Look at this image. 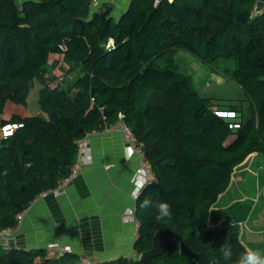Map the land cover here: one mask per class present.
I'll return each instance as SVG.
<instances>
[{"label":"trees","instance_id":"trees-1","mask_svg":"<svg viewBox=\"0 0 264 264\" xmlns=\"http://www.w3.org/2000/svg\"><path fill=\"white\" fill-rule=\"evenodd\" d=\"M257 2L130 0L116 18L111 6L93 10L92 0H0V229L69 176L79 139L123 121L143 143L154 174L135 199L138 256L92 264H192L173 247L140 259L159 229L199 253L195 264H237L247 248L243 216L233 207L222 216L215 204L236 166L253 152L264 154V10ZM177 49L211 65L234 58L232 78L246 98L202 95L192 75L179 71ZM53 53L78 68L66 86L46 77L57 65ZM36 80L41 112L29 115ZM15 123L23 126L5 135L3 126ZM146 196L167 202L171 217L157 221L155 206L142 210ZM222 245L231 248L230 260ZM0 264L84 263L72 251L49 258L46 247L0 244Z\"/></svg>","mask_w":264,"mask_h":264},{"label":"crops","instance_id":"crops-1","mask_svg":"<svg viewBox=\"0 0 264 264\" xmlns=\"http://www.w3.org/2000/svg\"><path fill=\"white\" fill-rule=\"evenodd\" d=\"M129 2L98 0L93 10L111 6L112 15L117 18L126 10ZM257 8L264 10V0H258ZM54 60H58L57 65L46 74L51 83H63L64 79L68 82L67 78L71 80L77 74L78 68L70 69L62 56L50 54L51 65ZM241 97L246 98V93ZM34 100L37 103L38 95ZM36 106L37 112L29 115L41 112L38 104ZM87 137L91 162L83 166L79 175L60 194L49 193L45 197H37L29 205L15 235L10 238V247L39 249L58 242L70 245L72 252L81 257L98 261L138 256L134 244L139 235V221L137 218L126 221L123 216L126 209L136 204L132 189L139 158L129 152L118 124L106 125L103 130L91 132ZM233 181L244 186L248 182L264 194V154L253 152L237 165L229 188L220 198L232 192ZM237 202L242 201L230 197L221 208H234ZM251 209L256 210V206H251ZM240 213L243 216L240 221L242 242L247 248L264 255V219L258 217L248 225L246 233L243 228L247 218L245 212Z\"/></svg>","mask_w":264,"mask_h":264},{"label":"rangeland","instance_id":"rangeland-1","mask_svg":"<svg viewBox=\"0 0 264 264\" xmlns=\"http://www.w3.org/2000/svg\"><path fill=\"white\" fill-rule=\"evenodd\" d=\"M16 1L18 3H21L23 0H16ZM173 56L178 64L179 71L192 75L194 84L196 88L201 92L202 95L208 96L207 94H211V96L214 98L220 97V98H227V99L232 98L233 99V98H242L241 97L242 94L245 93V91L232 78V73L236 68V62L234 58H220L216 63L211 65L201 60L198 56H196L195 54L185 49H177L174 52ZM158 62L160 64H164L165 60L164 58H159ZM61 78H64V77H61ZM67 79H69L68 82H71L73 77L71 80L70 78H67ZM68 82L63 81L62 84L66 86ZM40 86H41L40 81L36 80L34 83V86L31 88L30 95L28 97L29 104L25 107V110H24L27 113L37 112L36 105L38 104V102L35 103L36 100H34V98L37 97ZM14 107L18 108L20 106L15 105ZM13 110L14 108H12L10 111H13ZM8 113L10 112L7 111V114ZM10 125H13V124H10ZM131 155H136V154L133 153ZM242 184L236 181H233L232 182V186H233L232 192L230 191L229 194H224L221 198L219 197V199L217 200L215 204L216 205L215 207L216 208H218L217 206L222 207L223 205H225L226 201H228V198L230 197L237 198L238 201H242V202H237V204L235 205L233 209L236 210L237 212H245V216L247 219H246V223L244 224L243 230L247 233L248 225H250L252 222H255L258 217H261L264 219V194H262V191L255 189L254 186L251 187V185L248 182L244 183L246 184V186ZM252 184L255 185L254 182H252ZM240 188L241 190L239 191ZM253 198L255 200H253L252 202ZM251 206L252 207L256 206V210L251 209ZM220 210H225V209L220 208L219 211ZM226 213L233 214V210L220 211V215L222 216H225ZM247 221L250 223H248ZM240 230H241V236H242V225H240ZM9 240L11 241V239Z\"/></svg>","mask_w":264,"mask_h":264},{"label":"built area","instance_id":"built-area-1","mask_svg":"<svg viewBox=\"0 0 264 264\" xmlns=\"http://www.w3.org/2000/svg\"><path fill=\"white\" fill-rule=\"evenodd\" d=\"M158 1L159 0H156V2ZM92 2H93V5L95 6L97 5L98 0H92ZM116 124L120 126V128L122 129L124 133L126 145L128 146L129 152L131 154L133 153L136 154L139 158V166L137 167L133 175L132 195L136 199L137 196L133 194L135 185L138 182H144V181L147 182L146 183L147 185L148 182L154 178V174L151 170V163L149 162L143 150V143L138 142V140L132 133L131 128L126 123H124L123 121H119ZM20 126H23V123H19V124L17 123L13 125L7 124L3 126V132L5 135H9L12 133V131L15 128L20 127ZM77 143H78V151H79L78 159L76 163L72 166L71 173L69 174V176H66L65 178L61 179L58 182V185L56 187L40 192L37 197H45L49 194V192L55 195L60 194L79 175L83 166H85L88 162H91V149L89 146L88 137L79 139ZM129 209H134V213L129 212L128 211ZM26 210L27 209H25L24 211L16 215L17 223L15 225L0 229V244L1 245L8 247V248L10 247L9 239L13 237L14 234L16 233L19 225L23 221ZM135 210H136V205L134 207H129L128 209H126L124 216H123L124 219L127 221V220H132L136 218ZM71 251L72 249L70 245H65V244H61L58 242H52L46 246V255L49 258H53V257L59 258V257L64 256L67 252H71ZM81 260L84 264H92L96 262L95 259L88 258V257H81Z\"/></svg>","mask_w":264,"mask_h":264},{"label":"clouds","instance_id":"clouds-1","mask_svg":"<svg viewBox=\"0 0 264 264\" xmlns=\"http://www.w3.org/2000/svg\"><path fill=\"white\" fill-rule=\"evenodd\" d=\"M146 181L144 182H138L135 185L133 194L139 197V195L142 193L143 189L146 186ZM153 206L157 209V215L156 220H163L164 218H170L172 215L171 206L167 202H153L152 198L150 196H146L142 201H140L139 207L142 210H148L151 209ZM129 212L134 213V209H129ZM221 254L225 260H230L232 257V251L231 248L227 245L221 246ZM237 264H264V255L260 253L258 250H254L251 248H246L245 252L241 255L239 260L237 261Z\"/></svg>","mask_w":264,"mask_h":264},{"label":"water","instance_id":"water-1","mask_svg":"<svg viewBox=\"0 0 264 264\" xmlns=\"http://www.w3.org/2000/svg\"><path fill=\"white\" fill-rule=\"evenodd\" d=\"M105 113V112H104ZM122 115L125 113L122 112ZM173 247L186 255L192 264L199 258V253L194 252L186 243L178 242L175 239L168 238L162 230H157L153 236L152 247L140 255V259H149L161 255L167 248Z\"/></svg>","mask_w":264,"mask_h":264}]
</instances>
